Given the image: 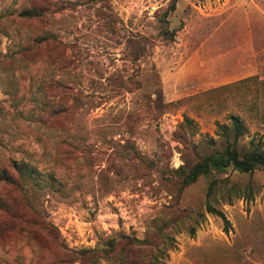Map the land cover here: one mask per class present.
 Returning <instances> with one entry per match:
<instances>
[{
  "label": "rangeland",
  "instance_id": "rangeland-1",
  "mask_svg": "<svg viewBox=\"0 0 264 264\" xmlns=\"http://www.w3.org/2000/svg\"><path fill=\"white\" fill-rule=\"evenodd\" d=\"M231 115L264 146V0H0V264H264V170L228 223L181 185Z\"/></svg>",
  "mask_w": 264,
  "mask_h": 264
},
{
  "label": "trees",
  "instance_id": "trees-1",
  "mask_svg": "<svg viewBox=\"0 0 264 264\" xmlns=\"http://www.w3.org/2000/svg\"><path fill=\"white\" fill-rule=\"evenodd\" d=\"M43 12L45 11L28 9L23 15L30 18L42 17ZM132 58L136 61L138 55L134 54ZM185 120L190 121L188 118ZM216 127L218 138L211 137L207 140L209 153L199 157L198 161L188 169L185 166L180 168L184 176L181 185L187 187L201 176L210 177L206 211L220 216L225 223H228L225 214L215 204L216 196L218 193L229 192L237 186H227L228 177L223 178L221 175L229 170L242 174L264 170V146L254 142L249 147L242 146L241 140L247 132V127L239 115H231L228 123H217ZM153 250L156 253L150 255L147 261H136L133 264H164L160 259V254L157 255L164 251L162 246H155Z\"/></svg>",
  "mask_w": 264,
  "mask_h": 264
}]
</instances>
